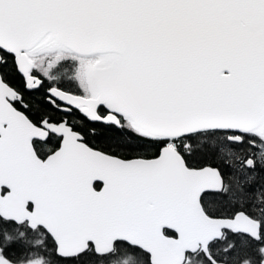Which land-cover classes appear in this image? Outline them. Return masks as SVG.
I'll list each match as a JSON object with an SVG mask.
<instances>
[{
  "label": "snow or ice",
  "instance_id": "obj_1",
  "mask_svg": "<svg viewBox=\"0 0 264 264\" xmlns=\"http://www.w3.org/2000/svg\"><path fill=\"white\" fill-rule=\"evenodd\" d=\"M0 264H264V0H0Z\"/></svg>",
  "mask_w": 264,
  "mask_h": 264
}]
</instances>
